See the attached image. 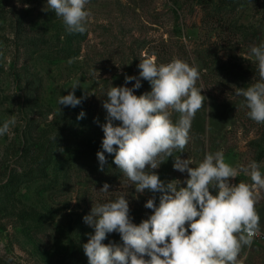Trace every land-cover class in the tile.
Listing matches in <instances>:
<instances>
[{"label": "rangeland", "instance_id": "rangeland-1", "mask_svg": "<svg viewBox=\"0 0 264 264\" xmlns=\"http://www.w3.org/2000/svg\"><path fill=\"white\" fill-rule=\"evenodd\" d=\"M86 7L87 30L79 33L68 32L46 0H0V122L16 117L0 137V264H88L82 245L94 229L83 217L120 195L135 223L151 214L144 204L154 194L137 193L114 154L105 153L103 171L96 155L105 93L124 85L125 75L138 76L145 56L201 69L197 87L207 99L184 152L174 155L198 164L206 152L223 150L227 162L257 161L264 171V123L249 118L236 94L259 78L249 50L264 42V0H89ZM78 80L75 95L86 99L59 106ZM150 90L142 80L136 94ZM174 155L153 170L165 183L188 175L173 168ZM240 181L251 183L243 172L230 179ZM105 183L109 191H100ZM257 191L260 228L238 264H264V189ZM110 241L122 244L116 232Z\"/></svg>", "mask_w": 264, "mask_h": 264}, {"label": "clouds", "instance_id": "clouds-1", "mask_svg": "<svg viewBox=\"0 0 264 264\" xmlns=\"http://www.w3.org/2000/svg\"><path fill=\"white\" fill-rule=\"evenodd\" d=\"M88 2L46 0V5L62 18L68 32L84 33L90 17ZM249 54L257 62L259 78L238 88L236 94L244 98L249 118L264 123V42L252 45ZM137 67L138 76L125 75L124 85H111L105 93L106 116L100 124L104 135L96 155L103 171L105 153L114 154L113 162L136 192L154 194L144 204L152 212L135 223L124 195L93 206L83 217L94 229L82 245L88 264H238L242 246L251 245L260 228L256 203L257 190L264 189L261 163L233 165L223 150L206 152L198 164L174 155V150L184 152L192 121L207 99L202 95L204 88L197 87L201 69L179 58L161 63L154 54L140 59ZM142 80L149 82L151 90L137 95ZM79 85L80 80L74 82L72 91L58 98V105H80L86 96L75 95ZM173 112L179 113L178 119L172 118ZM84 116L81 111L77 119ZM15 124L14 115L0 122V137ZM173 155V168L188 175L184 181L165 183L153 170L165 156ZM240 172L251 183H231ZM109 187L105 183L100 191L107 192ZM155 193L160 194L158 203ZM113 232L119 233L122 244L104 243Z\"/></svg>", "mask_w": 264, "mask_h": 264}]
</instances>
